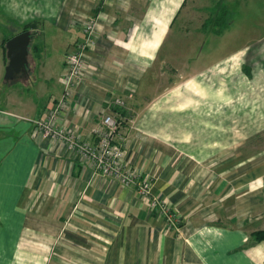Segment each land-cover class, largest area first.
Masks as SVG:
<instances>
[{
  "label": "crops",
  "instance_id": "1",
  "mask_svg": "<svg viewBox=\"0 0 264 264\" xmlns=\"http://www.w3.org/2000/svg\"><path fill=\"white\" fill-rule=\"evenodd\" d=\"M203 1L0 0V264H264L253 237L264 230V150L242 151L264 127V62L184 73L179 48L166 47L175 22L188 29ZM90 19L98 31L86 73L58 123L92 142L105 115L120 119L125 163L154 178L177 227L136 186L32 135L62 96L67 54ZM33 21L39 49L6 79V42ZM49 41L55 51L44 50Z\"/></svg>",
  "mask_w": 264,
  "mask_h": 264
},
{
  "label": "rangeland",
  "instance_id": "2",
  "mask_svg": "<svg viewBox=\"0 0 264 264\" xmlns=\"http://www.w3.org/2000/svg\"><path fill=\"white\" fill-rule=\"evenodd\" d=\"M23 1L26 5L31 4L30 0ZM38 3L37 0V4ZM202 4L205 5L204 11L197 10L193 12L194 16H192L195 20L193 19V21L187 23L186 27L188 29L181 32L180 26L183 24L182 20L178 19L173 25L167 40L166 47H168L167 50L169 49V53L176 52V47L179 48V56L183 59L182 63L189 65L186 69L187 71L184 73L204 71L226 61V63H228L231 61H248L254 59V63L257 61L264 62V0H204ZM220 7L222 8L220 9ZM200 11H202V13ZM216 14H219L220 17L217 23L215 19ZM206 15L213 18L210 25L203 27L202 23ZM31 33L33 36L29 46L28 61L29 58L32 57V53H37V51L32 49L33 44L37 43V31L34 30L31 31ZM44 43L46 45V42ZM51 43L52 42L49 41L50 46L45 47L44 50H46V52L47 49H49V51H55L56 45ZM174 43L175 48L173 46ZM159 64L164 65V67L168 65V63L162 61ZM167 69L169 70L167 71L171 78L177 75L172 72V69ZM167 76L168 75H166V78ZM254 87L255 85L250 87V93H253ZM261 91L262 93H256V96L258 95L260 98H264V91ZM155 92L156 89L149 90L148 96L152 97ZM239 92L240 90H235L233 97H238L237 95ZM199 94V96H204V90H200ZM220 108L221 106H219V109ZM244 146L247 147L246 150L242 148V151H246L244 153L245 156L263 153L264 127L258 135L250 137V143L244 142ZM251 147H253L254 153ZM238 152H241L240 148ZM142 178L145 177L141 176V179ZM151 187L152 194L149 195V197L138 195L142 199H148L151 209L156 211L159 216H165L162 214L161 208V204L165 203L168 208H170L169 213L174 217L170 202L163 199L162 201L159 194L153 193L154 178L151 180ZM175 226L177 227V223Z\"/></svg>",
  "mask_w": 264,
  "mask_h": 264
},
{
  "label": "built area",
  "instance_id": "3",
  "mask_svg": "<svg viewBox=\"0 0 264 264\" xmlns=\"http://www.w3.org/2000/svg\"><path fill=\"white\" fill-rule=\"evenodd\" d=\"M97 31L98 23L95 20L90 19L84 22L85 38L77 42L75 49L67 54L62 96L45 117L33 120L32 135H42V137L63 144L71 152L83 157L96 173L117 180L123 186L136 185L140 196L149 197L152 194L151 180L153 177L148 176L141 179V173L125 163V150L115 141L121 121L114 114L105 115L101 124L93 128L91 133L94 141L92 142L83 140L64 123H58L61 117L66 115L69 100L73 97L78 82L86 73L85 52L94 42ZM115 103L122 104L123 101L118 99ZM161 208L162 214L167 218L168 228L175 226L179 220L169 213L170 208L165 203L161 204Z\"/></svg>",
  "mask_w": 264,
  "mask_h": 264
},
{
  "label": "water",
  "instance_id": "4",
  "mask_svg": "<svg viewBox=\"0 0 264 264\" xmlns=\"http://www.w3.org/2000/svg\"><path fill=\"white\" fill-rule=\"evenodd\" d=\"M31 39V31L26 30L14 35L6 42L8 58L6 79L13 80L15 74L27 65Z\"/></svg>",
  "mask_w": 264,
  "mask_h": 264
},
{
  "label": "trees",
  "instance_id": "5",
  "mask_svg": "<svg viewBox=\"0 0 264 264\" xmlns=\"http://www.w3.org/2000/svg\"><path fill=\"white\" fill-rule=\"evenodd\" d=\"M222 7H220V9H221ZM216 18V23L218 22V20H219V14H216V16H215ZM212 18L213 17H209L208 19H206L205 21H204V23H203V27H205V26H208V25H210L211 24V22H212ZM37 25L38 24H36V22H33V23H27V24H25V26L23 27V30L22 31H26V30H29L30 31V29H37ZM37 34V33H36ZM33 36V35H32ZM32 49L33 50H35V51H37V49H39V46H38V44L37 43H34L33 44V46H32ZM253 237H254V239L256 240V241H259V242H261V241H263L264 242V230H258V231H255V232H253Z\"/></svg>",
  "mask_w": 264,
  "mask_h": 264
}]
</instances>
